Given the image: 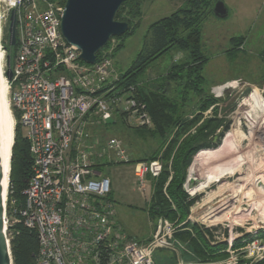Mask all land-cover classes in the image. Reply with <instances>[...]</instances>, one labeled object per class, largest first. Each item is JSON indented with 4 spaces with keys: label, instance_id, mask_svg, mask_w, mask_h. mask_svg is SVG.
Masks as SVG:
<instances>
[{
    "label": "built area",
    "instance_id": "obj_1",
    "mask_svg": "<svg viewBox=\"0 0 264 264\" xmlns=\"http://www.w3.org/2000/svg\"><path fill=\"white\" fill-rule=\"evenodd\" d=\"M11 1L7 8L15 9L16 43L8 83L14 87L11 101L28 143L31 174L20 198L7 193L3 200L8 242V227L20 224L36 233V264H158L157 250L179 248L171 223L160 216L148 239L128 235L109 197L111 181L97 166L104 156L108 163H123L132 162L131 155L115 137L101 150L87 144V128L99 121L93 117L106 113L124 112L133 125L152 126L144 105L132 97L133 86L108 94L117 80L109 47L114 38L94 63H84L60 32L64 4ZM133 170L143 190L147 176L156 177L160 165L158 159L134 161ZM175 258V264H185L181 254Z\"/></svg>",
    "mask_w": 264,
    "mask_h": 264
},
{
    "label": "rangeland",
    "instance_id": "obj_2",
    "mask_svg": "<svg viewBox=\"0 0 264 264\" xmlns=\"http://www.w3.org/2000/svg\"><path fill=\"white\" fill-rule=\"evenodd\" d=\"M183 1L142 0L140 2L141 18L138 25L132 28V33L122 39L112 37L114 41L109 44V47H113L111 54L114 53L111 58L117 78L135 59L148 25L182 6ZM222 1L228 15L218 18L213 13L209 14L201 25L200 41L208 60L199 71L202 81L195 87L200 93L185 88L187 99L181 110L185 112L184 117L187 119L201 115L196 127L204 125L207 119H213L215 128L212 131L209 129L207 133V129L205 130L204 140L210 141V144L208 147L199 148L191 155L185 171L182 187L196 200L190 206L186 219L177 212L168 221L174 229V234L183 230L181 227L185 221L189 222L191 228V225H196L198 231L211 245L221 242L226 244V256L217 261L206 257L200 258L193 254L185 240L174 236L179 247L176 252L165 249L155 252L156 255L166 256L161 264H175V254H181L185 264H253L264 257V181L258 182L264 177L261 172L251 174V171L262 163L263 154L255 152L253 156L249 152L242 158L245 150L237 147V138L232 132L237 129V124L232 119L241 100L253 99L260 109H264V0ZM0 6L5 12L4 35L2 34V45H4L7 44L10 9L5 4L2 6V2ZM130 23L134 24V21ZM236 36L244 37L241 46L237 47L238 38L232 39ZM118 44L123 46L116 49ZM4 53L6 55L7 51ZM187 61L189 58L184 50L169 49L145 69L139 80L151 86L166 82L164 90L168 92L167 95L180 97L184 90L182 83L186 82L184 77L186 67L184 66L182 70H173V74L180 76V79H168L167 72L173 69V65L185 64ZM6 67L4 64L3 72ZM13 89V85H10L8 100L11 113L16 120L15 108L11 101ZM211 98L214 103L202 110V103ZM93 118L99 121H94L87 128L89 134L87 144L92 145L89 149L101 150L108 138L115 137L123 143L133 159L156 155L160 165L156 178L164 169L171 172L172 157L168 161L162 160L161 157L172 135H167L163 140L154 132L153 126L137 127L118 112ZM240 129L244 130L243 127ZM215 135L217 138L212 142ZM108 160L107 156L102 157L99 160L102 164L99 168L100 172L108 176L111 181L110 198L113 200L118 221L125 232L136 240L152 236L156 219L148 211L147 206L150 203L152 185L156 178L152 181L149 179L145 189L140 190L134 181V162L108 163ZM189 167L193 180L191 186L186 179ZM218 186H220L219 197L211 203L212 209L204 217L202 204ZM227 187L229 190L224 195L220 190ZM248 202L252 205L249 206ZM171 206L177 210L173 203ZM235 206L241 209L237 213L239 217L236 213H232ZM256 247L258 249L252 254V249Z\"/></svg>",
    "mask_w": 264,
    "mask_h": 264
},
{
    "label": "trees",
    "instance_id": "obj_3",
    "mask_svg": "<svg viewBox=\"0 0 264 264\" xmlns=\"http://www.w3.org/2000/svg\"><path fill=\"white\" fill-rule=\"evenodd\" d=\"M141 1L125 0L123 2L115 18L126 21L129 24V28L123 35L115 38L122 39L124 36L132 33V28L134 29V26L138 25L141 18ZM216 1L184 0L182 6L176 8L170 14L150 23L143 35L142 46L136 54L135 59L124 72L119 74L117 80L113 82L114 87L108 91V94L116 91L122 93L128 91L130 86H133L134 90L131 92L132 97L138 103L144 105V110L151 118L154 132L163 140L166 139L167 135H172L161 157L162 160L166 161L172 157L171 172L164 169L157 178L147 176L148 180L151 179V181L156 178L153 185L151 184L152 194L150 203L147 206L148 211L155 219L160 216L166 219H172L177 212L180 213L181 217H185L186 219L190 206L196 200L193 196L187 194L182 187L185 180V171L190 162L191 155L199 148L209 146L210 141L204 140L206 136L205 130L207 129L206 133L209 129L212 131L215 128V124L213 123V119H207L204 125L196 127L201 115H194V117L187 119L184 117L185 112L181 110L185 99H187L185 88L197 92L195 87L197 83L202 81L199 71L203 68L208 58L203 53L202 42L200 41L201 25L207 15H212V8ZM60 2L64 4L65 0H60ZM133 21L134 24H131L130 22ZM232 39L238 40L236 43L238 47L242 45L244 37L236 36ZM4 45L6 46V44ZM122 46V44H118L116 49ZM14 47L8 48L7 46L6 48V55H9V63H11ZM169 49L184 50L189 58V61L185 62V64L178 63L173 65V69L167 72L169 73L167 76L168 79H180V76L173 74V70H182L184 66L186 67L184 76L186 82L182 83L184 90H182V94L180 93V97H170L167 95L168 92L164 90L166 82L151 86L139 80L145 69ZM100 54L101 50L97 53V59ZM108 88L109 86H105L101 91H105ZM213 103L212 98L210 100L206 99L202 103L201 109L203 110ZM118 113L123 116L125 115L124 112ZM14 116L17 118V122L14 127V141L11 150L8 194L9 196L12 194L20 198L21 191L25 187L31 174V157L28 150V143L23 137L21 127L18 123L19 114L16 110H14ZM193 128L194 132H192ZM180 139V144L175 149ZM156 158V155L151 154L137 159L132 158V162ZM101 165L98 164L97 166L100 167ZM190 167L187 169L186 179L189 182L188 185L191 186L193 180ZM219 187L202 204L204 207L202 211L204 217L212 209L211 203L219 197ZM228 190L229 187L220 191L226 195ZM172 203L177 210L172 208ZM191 226L192 228L189 222L185 221V224L181 227L183 230L175 233L174 236L185 240L186 245L191 249L193 254H196L200 258L206 257L212 261L220 260L226 256V244L221 242L211 245L203 234L198 231L196 225ZM13 230L14 232H12ZM8 232L10 233L9 247L12 264H36V233L20 224L15 227H8ZM164 257L154 253V259L158 264L164 261ZM253 264H264V257Z\"/></svg>",
    "mask_w": 264,
    "mask_h": 264
},
{
    "label": "water",
    "instance_id": "obj_4",
    "mask_svg": "<svg viewBox=\"0 0 264 264\" xmlns=\"http://www.w3.org/2000/svg\"><path fill=\"white\" fill-rule=\"evenodd\" d=\"M125 0H65L60 21V32L68 44L79 50V59L87 64L96 61L97 53L107 44L110 38L120 37L129 28L126 21L117 20L116 14ZM212 13L218 18L228 15L222 0H217ZM6 50L16 43L15 9L10 10L7 27ZM7 81L11 80L12 72L9 55L5 56ZM217 136H213L212 142ZM0 264H12L9 242L6 237L3 219L2 199V164L0 157Z\"/></svg>",
    "mask_w": 264,
    "mask_h": 264
},
{
    "label": "bare ground",
    "instance_id": "obj_5",
    "mask_svg": "<svg viewBox=\"0 0 264 264\" xmlns=\"http://www.w3.org/2000/svg\"><path fill=\"white\" fill-rule=\"evenodd\" d=\"M0 2H2V6L3 4H6L9 8L12 6L11 0H0ZM3 12L0 6V157L2 164V199L4 200L8 193L9 168L11 150L14 141L15 119L9 106V83L3 72L5 64V53L2 48L3 24L5 21L3 18ZM232 120L237 124V129L232 131L233 135L237 138V147L240 150H245L242 158H244L245 154H248L249 152L252 153V155L253 153L255 154V152H261L263 154L262 163L258 164L259 166L251 171V174L261 172L262 177H264V109H260L259 105L253 99L241 100L240 106L234 112ZM240 127H243L244 130L240 129ZM262 180L264 181V178L258 182H262ZM246 181L249 180L246 179ZM248 205L251 206L252 203L248 202ZM240 211L241 209L238 206H235L232 213H236L239 217V214L237 213Z\"/></svg>",
    "mask_w": 264,
    "mask_h": 264
},
{
    "label": "crops",
    "instance_id": "obj_6",
    "mask_svg": "<svg viewBox=\"0 0 264 264\" xmlns=\"http://www.w3.org/2000/svg\"><path fill=\"white\" fill-rule=\"evenodd\" d=\"M149 237H151V235H149V236H147V237H145V238H143V239H141V240H146V239H148ZM170 251V250H169ZM166 257V256H165Z\"/></svg>",
    "mask_w": 264,
    "mask_h": 264
}]
</instances>
